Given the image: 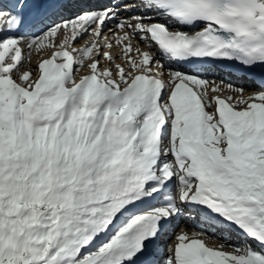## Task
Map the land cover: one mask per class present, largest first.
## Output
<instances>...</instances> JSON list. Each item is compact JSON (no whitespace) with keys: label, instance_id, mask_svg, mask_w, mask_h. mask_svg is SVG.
I'll return each mask as SVG.
<instances>
[{"label":"snow or ice","instance_id":"6c2138e0","mask_svg":"<svg viewBox=\"0 0 264 264\" xmlns=\"http://www.w3.org/2000/svg\"><path fill=\"white\" fill-rule=\"evenodd\" d=\"M225 61L264 79V0H0V264H264V90Z\"/></svg>","mask_w":264,"mask_h":264},{"label":"bare ground","instance_id":"6f19581e","mask_svg":"<svg viewBox=\"0 0 264 264\" xmlns=\"http://www.w3.org/2000/svg\"><path fill=\"white\" fill-rule=\"evenodd\" d=\"M123 15H128V13H123ZM113 25L109 24L108 27L111 28ZM107 32V29L105 30ZM38 56H34L33 58V65H35L36 61L39 59V57L37 58ZM175 67V65H173ZM209 79H216V80H224L226 83H232L234 85H237V86H241V87H244L246 89V91L248 93L252 92V91H259V90H262V89H259L257 88L255 85H253L252 82L248 81V80H245L243 78H239V77H235V76H231L230 74H226V73H220V74H217V75H212L209 77ZM186 230L188 231H191L193 230L192 228H189L187 226H185ZM233 239L235 240V237H233ZM215 240V239H213ZM165 242H168L167 240H165ZM220 241H217V244H219Z\"/></svg>","mask_w":264,"mask_h":264},{"label":"rangeland","instance_id":"374dc122","mask_svg":"<svg viewBox=\"0 0 264 264\" xmlns=\"http://www.w3.org/2000/svg\"><path fill=\"white\" fill-rule=\"evenodd\" d=\"M111 25H113V24H111ZM113 27V26H112ZM35 56V55H34ZM34 56H33V58H34ZM36 57V56H35ZM38 58V57H37ZM35 59V58H34ZM218 239V238H217Z\"/></svg>","mask_w":264,"mask_h":264}]
</instances>
